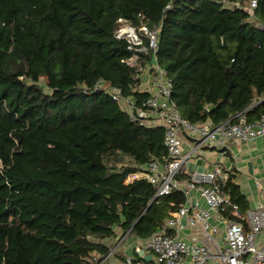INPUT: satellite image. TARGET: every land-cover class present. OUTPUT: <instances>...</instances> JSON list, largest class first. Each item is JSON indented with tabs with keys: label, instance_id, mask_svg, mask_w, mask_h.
Masks as SVG:
<instances>
[{
	"label": "trees",
	"instance_id": "obj_1",
	"mask_svg": "<svg viewBox=\"0 0 264 264\" xmlns=\"http://www.w3.org/2000/svg\"><path fill=\"white\" fill-rule=\"evenodd\" d=\"M142 17L160 31L158 64L182 118L264 115V0L253 18L219 0H0V264H99L108 241L146 240L184 206L182 193L154 201L147 181L128 182L166 161L165 130L133 123L96 90L104 80L150 98L115 37L118 20ZM236 173L224 187L231 220L233 205L250 209Z\"/></svg>",
	"mask_w": 264,
	"mask_h": 264
},
{
	"label": "built area",
	"instance_id": "obj_2",
	"mask_svg": "<svg viewBox=\"0 0 264 264\" xmlns=\"http://www.w3.org/2000/svg\"><path fill=\"white\" fill-rule=\"evenodd\" d=\"M225 7L242 10L250 17L255 16L258 0H248V5L230 0H219ZM115 37L127 42L131 56L123 62L138 68L140 75L148 77L145 89L150 98L139 103L132 97L124 96L100 80L96 90L106 91L129 119L145 128H163L164 143L168 152L164 163L149 162L132 174L128 182L145 180L156 188L154 201L172 193H182L184 206L172 213L163 230L146 240H138L134 255H127L126 264H264V182L258 181L260 202L242 215L238 206L233 205L232 214L241 220L226 216L231 205L226 187L231 173L238 168L214 162L205 171L194 170L187 175L190 163L203 160L202 152L220 151L225 156L232 154L235 144H253L264 138V115L256 122H249L245 112L228 121L214 125L211 122L192 124L182 118L177 105L172 101L173 84L168 74L158 64L159 29H151L144 22L138 26L125 19L118 20ZM264 30V23L258 24ZM150 54L151 59L144 56ZM236 157V156H235ZM236 159V158H235ZM234 160V158H233ZM189 176V178H188ZM130 232L119 237L114 250L99 264L106 263L128 240ZM143 251L152 256L145 261L136 254Z\"/></svg>",
	"mask_w": 264,
	"mask_h": 264
},
{
	"label": "crops",
	"instance_id": "obj_3",
	"mask_svg": "<svg viewBox=\"0 0 264 264\" xmlns=\"http://www.w3.org/2000/svg\"><path fill=\"white\" fill-rule=\"evenodd\" d=\"M233 149L230 156H225L220 151L216 150L202 152L203 160L190 163L187 168V175H191L196 169L205 171L209 169V165L214 162H222L228 166L236 164L239 168L234 182L240 186L242 194L247 197L251 209L261 201L257 182H264V138L256 140L251 145L241 143L235 144ZM203 155L205 157H203ZM206 158L209 159V161H207ZM118 239L119 237L108 241V244L112 248L111 251L114 250ZM137 241L136 238L130 236L119 250L112 255L107 263L126 264L125 258L127 255H134V247L137 245Z\"/></svg>",
	"mask_w": 264,
	"mask_h": 264
},
{
	"label": "water",
	"instance_id": "obj_4",
	"mask_svg": "<svg viewBox=\"0 0 264 264\" xmlns=\"http://www.w3.org/2000/svg\"><path fill=\"white\" fill-rule=\"evenodd\" d=\"M137 254H138L139 257H143L144 252L141 251V252H139V253H137ZM143 258H144L145 261H148V262L152 261V256H150V255L145 256V257H143Z\"/></svg>",
	"mask_w": 264,
	"mask_h": 264
},
{
	"label": "rangeland",
	"instance_id": "obj_5",
	"mask_svg": "<svg viewBox=\"0 0 264 264\" xmlns=\"http://www.w3.org/2000/svg\"><path fill=\"white\" fill-rule=\"evenodd\" d=\"M148 80L149 79L147 76H143V83L141 85V87H143V88H141V90H149V89H145V87H144V85H146V82H148ZM203 157H205V156L203 155ZM206 160L209 161V159H207V158H206Z\"/></svg>",
	"mask_w": 264,
	"mask_h": 264
}]
</instances>
